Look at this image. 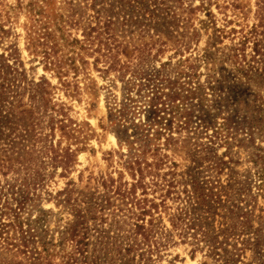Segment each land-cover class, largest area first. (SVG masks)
Here are the masks:
<instances>
[{
  "label": "rangeland",
  "instance_id": "rangeland-1",
  "mask_svg": "<svg viewBox=\"0 0 264 264\" xmlns=\"http://www.w3.org/2000/svg\"><path fill=\"white\" fill-rule=\"evenodd\" d=\"M108 18L101 37L118 65L106 71L84 34ZM0 25L6 31L0 53L9 47L5 55L11 53L9 63L24 77L1 113L0 211L45 219L51 264H138L147 247L134 233V215L144 198L159 203L168 182L174 188L153 214L158 249L150 264H216L210 248L192 237L199 229L188 226L183 236L171 225L193 178L217 191L218 204L211 212L198 209L186 223L209 233L234 229L230 244L243 250V262L264 264V84L258 75L264 0H0ZM46 47L52 48L47 60ZM184 81L200 88L218 124L230 116L240 130L213 137L196 118L187 130L176 129L173 119L170 131L158 129L163 136L150 141L164 164L158 176L144 172L146 189L137 186L130 197L140 177L130 170V157L148 143L138 139L152 118V95ZM121 103L133 113L123 127L114 121ZM252 118L260 124L248 129ZM141 157L154 160L150 153ZM2 215L3 223L11 222L13 216ZM13 231L0 235V264H28L8 245ZM75 248L85 253L72 254Z\"/></svg>",
  "mask_w": 264,
  "mask_h": 264
},
{
  "label": "trees",
  "instance_id": "trees-1",
  "mask_svg": "<svg viewBox=\"0 0 264 264\" xmlns=\"http://www.w3.org/2000/svg\"><path fill=\"white\" fill-rule=\"evenodd\" d=\"M91 8H95V3ZM96 13L98 14V11H96ZM99 23L100 21H97L95 26L87 28L88 31L84 34V44L88 46V49H93L92 53H97L101 58L104 59L103 63L108 65L106 71L111 69L114 70L118 65V62L114 60L112 52H110V43H107V41L103 42L101 37L102 34L106 35L107 27L111 24V19L108 18V20H105L102 24V27L99 25ZM4 34H6V31L3 29V26L0 25V43L4 39ZM44 45L46 44H43V47ZM254 48L256 50L255 53L258 54L259 50L256 47ZM49 49L52 50V48L46 47L43 49L45 51L42 52L46 60L50 59V54L49 52H47V50ZM8 51H10L9 47L2 53H0V123L2 124L6 119V117L2 116L1 114L3 108L6 106V103H8L9 97H13L15 89L20 86V81L24 79V77H22V72H19V69L15 66V64L9 63L10 59L13 60L14 58H12L10 52L5 55V53ZM100 57H98V59ZM234 58L236 60L234 61V65L240 66L241 64L239 63V57H237V55H234ZM239 69H241L240 72L243 74L244 78H253V74L250 75V70L243 68ZM177 73L180 77H182L180 72ZM258 75L262 78L264 84V64L261 68L260 74L258 73ZM254 76L256 77V74ZM184 78L186 80L188 76H185ZM199 89L200 88L198 87H192L190 85V82L184 81L182 84H173L172 88H170L167 93H162L159 91V89H157V92L152 95V118L148 121V123H146V125L144 124L145 127H142L140 129V139H138L141 143H147V141L148 143L146 146L143 144L144 148H141L142 150H137V148H134L133 150L138 153L140 152V154H132L130 157V170L140 176L138 181H136V183L132 185L133 190H129L130 194L128 195H130V197H133L132 195L137 186L140 187L143 192L146 189V184L143 181V179L145 178L144 172H146V174L148 175H151L152 177L158 176V171L164 164L163 160L159 159V157L157 156L158 146L153 150H149L150 141H157L161 136H163L158 129L163 128V130L170 131L171 125L173 124V119L178 120L176 129L187 130L188 127H190V125L192 124V119L196 118L198 121H200V125L203 129H213V137H222L224 132L229 134V132L233 129L240 130L239 126L242 124L237 123L234 127V125H232L234 122H231L230 116H225L224 118H222L223 122L221 124H218L216 122V119L219 118L218 114H216L215 112L211 113V110H207L208 106L204 104L206 98H204L203 93L199 92ZM128 101H130V103L134 102L133 100H131V98H128ZM117 107L118 109L114 108V116L116 119L114 121L118 123L119 127H123L122 122H126L130 114L133 115V113L131 112V106H129V103H121L119 106L117 105ZM166 116H168L169 118L167 119ZM254 124H260V120L252 118L249 120V123H246V126L248 127V129L255 128ZM262 124L264 125L263 122ZM144 125L139 126L141 127ZM153 126H157V130H155L152 135L153 139H149L150 129ZM50 152H53L52 147H50ZM149 153L154 158L153 162L151 163L147 162L146 158L144 159V157H141L142 154L146 155ZM151 170L152 172L157 173L151 174ZM190 183L191 191H188L186 189L183 190V192L186 194V200H182V202H184L183 207H177L175 209L176 214H174L171 220L173 229H180L181 231H183V236H187V233L184 231V229L188 228V226L190 227V229H193V227L197 228V230L199 229L200 233H195L192 235V237L197 242L203 241L204 244L210 248L209 254L211 257H213L214 263L216 264H245L242 260L243 250L238 249L230 244V239L232 237V232L234 229L226 226L223 229H219L217 233H209V230L206 231L196 224L188 225L186 223L187 217L190 219L192 216H194V213L197 212L198 209L204 212H211L214 209V205L218 204V201H216L218 198L217 191L215 192L213 188L208 187L205 182L202 183L195 178H193ZM167 186L168 188L165 192V196L160 200L159 203H155L144 198L140 201L142 203V206L139 207V212L134 215L136 220V224L134 225V233L136 236L142 238V245L147 247V250H143L139 253L138 264H150L151 258L153 256L155 244H157L156 239L153 238V235H151L153 214H155L159 206L165 205L164 199L171 194V188H174L172 182H168ZM176 199L180 198L177 197ZM140 202L138 201V203ZM147 203H149L148 206ZM22 204L23 202L21 201L17 204V209L19 211L22 207ZM6 209L8 210V212H5L4 214L13 216V218L11 222L3 223L1 221V215L3 214V212L0 211V235L4 233L3 231H5V228L7 227H11L13 230H15L13 231V233L15 234H13L10 239L11 243L8 245L16 248V252H18L19 254L26 256L25 260L28 264H51V241L49 242V240H47L48 238L46 237V231L42 228L43 224L46 222L45 219L38 217L34 220H30V217H27L21 220V215L19 216V214H17L14 210H11V208L6 207ZM146 216L149 217V220L145 223L144 219L146 218ZM222 218L227 220L226 216H223ZM5 233L7 234V232ZM76 236L77 235L75 234H71V236H69L71 238L70 240L73 241V238H75ZM86 245L87 244L84 243V246ZM75 249V252H73L72 254L85 253V250L83 249ZM136 250H142L140 245L137 246ZM84 259L88 260V257L85 256Z\"/></svg>",
  "mask_w": 264,
  "mask_h": 264
}]
</instances>
